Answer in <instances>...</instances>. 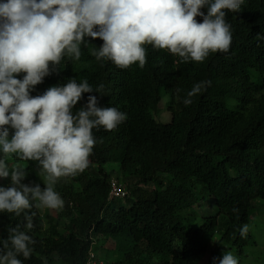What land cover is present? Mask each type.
Returning a JSON list of instances; mask_svg holds the SVG:
<instances>
[{"label":"trees","instance_id":"obj_1","mask_svg":"<svg viewBox=\"0 0 264 264\" xmlns=\"http://www.w3.org/2000/svg\"><path fill=\"white\" fill-rule=\"evenodd\" d=\"M225 19L233 32L229 52L202 63H180L145 45L143 68L120 69L91 54L103 43L97 38L81 46L79 61L65 58L36 86L32 95L69 78L87 79L102 85L92 93L101 105L118 107L127 119L112 131L94 129L89 166L56 180L62 209L0 213V240L34 214L27 234L35 243L30 259L19 257L23 264H85L90 251L106 264H198L205 254L226 252L250 264L242 259L253 236L249 230L241 238L239 229L264 224V0H245ZM202 80L211 86L185 107L175 89L186 92ZM165 96L170 119L161 122L155 117ZM6 163L28 173L24 183L44 187L47 174L38 162L11 155ZM112 177L127 189L123 200L108 198ZM9 182L0 179V186ZM206 205L210 212L200 213Z\"/></svg>","mask_w":264,"mask_h":264},{"label":"clouds","instance_id":"obj_2","mask_svg":"<svg viewBox=\"0 0 264 264\" xmlns=\"http://www.w3.org/2000/svg\"><path fill=\"white\" fill-rule=\"evenodd\" d=\"M245 0H0V213L20 216L25 210L62 209L64 200L56 180L83 172L97 143L93 130L116 129L127 119L116 106H102V85L69 78L32 95L36 86L57 71L62 60L79 61L81 46L92 50L97 61H111L120 69L146 63L145 45L167 50L180 63H202L210 54L228 53L233 39L227 12H239ZM202 9H206L202 11ZM197 17L201 18L198 22ZM264 38V37H262ZM211 80L190 90L177 87L175 95L185 107L206 91ZM88 93L86 98L83 94ZM183 93V94H182ZM100 97H102L100 95ZM81 100L85 103L74 111ZM15 155L36 161L47 174L40 183H24L28 173L6 163ZM127 190V189H126ZM233 213L238 209L233 208ZM33 215L7 229L0 240V264H23L30 259L35 241L27 234ZM250 226L240 229L246 238ZM264 259V257H263ZM210 264H240L231 252L209 256Z\"/></svg>","mask_w":264,"mask_h":264},{"label":"rangeland","instance_id":"obj_3","mask_svg":"<svg viewBox=\"0 0 264 264\" xmlns=\"http://www.w3.org/2000/svg\"><path fill=\"white\" fill-rule=\"evenodd\" d=\"M167 100V97H163L162 99V106L161 111L159 114L155 117L157 121L165 122L170 119V114L167 112V110L164 109L165 102ZM107 167H109L107 165ZM118 200H123L124 198H116ZM44 209V208H43ZM47 210V209H44ZM200 213H208L210 212V208L208 205L204 207V209L199 210ZM256 219V218H255ZM250 230L251 234L253 236V243H250V245L246 248L243 261L248 262L250 264H264V224L260 221H252L250 224ZM198 264H210L209 255L205 254L202 256V258L199 260Z\"/></svg>","mask_w":264,"mask_h":264},{"label":"built area","instance_id":"obj_4","mask_svg":"<svg viewBox=\"0 0 264 264\" xmlns=\"http://www.w3.org/2000/svg\"><path fill=\"white\" fill-rule=\"evenodd\" d=\"M128 192L126 188L116 179V178H110L109 180V192H108V198L109 199H116V198H124L127 196ZM85 264H106L100 259H97L95 257V254L90 251L89 256L87 260L85 261Z\"/></svg>","mask_w":264,"mask_h":264}]
</instances>
